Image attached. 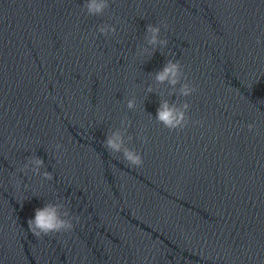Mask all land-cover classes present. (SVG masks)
I'll return each instance as SVG.
<instances>
[{
	"label": "water",
	"instance_id": "95a60500",
	"mask_svg": "<svg viewBox=\"0 0 264 264\" xmlns=\"http://www.w3.org/2000/svg\"><path fill=\"white\" fill-rule=\"evenodd\" d=\"M108 2L0 0V264H264V0ZM169 59L191 95L155 82ZM162 99L189 104L183 128ZM125 118L139 168L103 146ZM32 156L51 180L17 171ZM57 201L79 222L35 237Z\"/></svg>",
	"mask_w": 264,
	"mask_h": 264
},
{
	"label": "clouds",
	"instance_id": "9594fccd",
	"mask_svg": "<svg viewBox=\"0 0 264 264\" xmlns=\"http://www.w3.org/2000/svg\"><path fill=\"white\" fill-rule=\"evenodd\" d=\"M109 7L108 0H85L83 8L86 10L88 15H102ZM161 27L167 29L168 25L166 22L161 21L157 25L148 24L146 25L145 40L148 46L152 49L157 47H166L168 44L167 39L160 38ZM99 33L108 35L109 33L115 34L116 28L112 25L104 24L99 26ZM260 43V40H257ZM149 51L147 47H140L137 51L138 55H143ZM182 78L186 81V77L182 70V65L178 60H167L161 70L154 74V80L157 84H163L167 82L173 93L178 91L179 96L187 97L196 91L195 87L190 85L188 82L182 83ZM180 85L178 90L177 85ZM148 91L151 92L152 88L149 86ZM127 108L129 110L136 107L135 99H129L127 101ZM189 104L184 102L177 106L176 103H170L167 99H162L159 107L157 108L156 120L164 127L173 130L177 128H183L188 123V117L186 115ZM130 125V121L125 118L121 121V128L110 132L105 137L103 146L111 154H122L123 160L130 167L139 168L143 165L142 155L134 148L127 145L125 141V133ZM254 125L249 124L248 128L251 130ZM140 139L143 141V137ZM128 141L132 140L131 136L127 137ZM62 146L57 144L56 148L60 149ZM44 166V160L39 156H32L27 159V162L23 167L18 168V172H25L27 169H31L34 174H41L44 179L51 180L52 174L48 171L40 173V169ZM15 177V173L13 174ZM19 187V181L16 182ZM73 220L79 222V217H73L70 211L67 209L64 203L59 201L53 203L48 202L43 207H38L34 210V216L27 219V227L29 231L35 237L48 236L51 234L67 233L74 229Z\"/></svg>",
	"mask_w": 264,
	"mask_h": 264
}]
</instances>
